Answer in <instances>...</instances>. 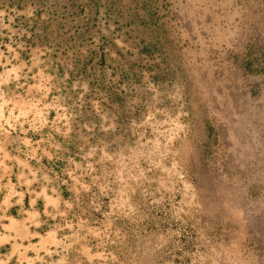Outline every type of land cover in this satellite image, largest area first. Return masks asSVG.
I'll list each match as a JSON object with an SVG mask.
<instances>
[{
    "label": "rangeland",
    "instance_id": "obj_1",
    "mask_svg": "<svg viewBox=\"0 0 264 264\" xmlns=\"http://www.w3.org/2000/svg\"><path fill=\"white\" fill-rule=\"evenodd\" d=\"M0 264H264V0H0Z\"/></svg>",
    "mask_w": 264,
    "mask_h": 264
},
{
    "label": "crops",
    "instance_id": "obj_2",
    "mask_svg": "<svg viewBox=\"0 0 264 264\" xmlns=\"http://www.w3.org/2000/svg\"><path fill=\"white\" fill-rule=\"evenodd\" d=\"M9 243H10V241H9Z\"/></svg>",
    "mask_w": 264,
    "mask_h": 264
}]
</instances>
